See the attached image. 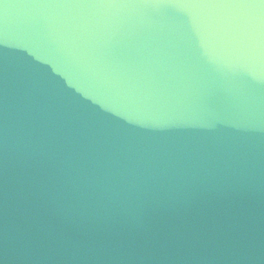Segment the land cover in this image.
Masks as SVG:
<instances>
[{
	"label": "water",
	"instance_id": "water-1",
	"mask_svg": "<svg viewBox=\"0 0 264 264\" xmlns=\"http://www.w3.org/2000/svg\"><path fill=\"white\" fill-rule=\"evenodd\" d=\"M0 264H264V0H0Z\"/></svg>",
	"mask_w": 264,
	"mask_h": 264
}]
</instances>
